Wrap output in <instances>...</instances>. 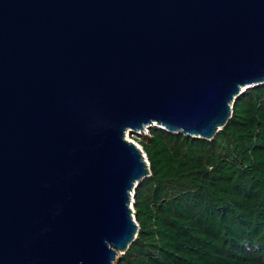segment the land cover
<instances>
[{
  "label": "water",
  "instance_id": "1",
  "mask_svg": "<svg viewBox=\"0 0 264 264\" xmlns=\"http://www.w3.org/2000/svg\"><path fill=\"white\" fill-rule=\"evenodd\" d=\"M262 85L264 0H0V264H114L150 174L127 134L212 140Z\"/></svg>",
  "mask_w": 264,
  "mask_h": 264
},
{
  "label": "trees",
  "instance_id": "2",
  "mask_svg": "<svg viewBox=\"0 0 264 264\" xmlns=\"http://www.w3.org/2000/svg\"><path fill=\"white\" fill-rule=\"evenodd\" d=\"M138 143L150 174L118 264H264V85L236 100L212 140L154 126Z\"/></svg>",
  "mask_w": 264,
  "mask_h": 264
},
{
  "label": "built area",
  "instance_id": "3",
  "mask_svg": "<svg viewBox=\"0 0 264 264\" xmlns=\"http://www.w3.org/2000/svg\"><path fill=\"white\" fill-rule=\"evenodd\" d=\"M148 128H145V130L144 129H142V130H138V131H133V132H131V133H137V134H139V135H143V133H147L148 132V130H147ZM140 131H143V133L141 132L140 133ZM139 132V133H138ZM149 133V132H148ZM128 136H129V134H127V138H128ZM128 140L130 141V142H133V143H135L136 145H138L141 149H142V146L135 140V139H133V138H128ZM142 151H143V149H142ZM143 153H145L144 151H143ZM146 154V153H145ZM144 154V155H145ZM145 159H146V161H147V163H148V158H147V155H145ZM134 214H135V210H134Z\"/></svg>",
  "mask_w": 264,
  "mask_h": 264
},
{
  "label": "rangeland",
  "instance_id": "4",
  "mask_svg": "<svg viewBox=\"0 0 264 264\" xmlns=\"http://www.w3.org/2000/svg\"><path fill=\"white\" fill-rule=\"evenodd\" d=\"M144 130H145V129H144ZM147 130H148V132H149V131H150V128H148ZM141 132L143 133V131H140V133H141ZM148 132H147V133L145 132V133H143V134L148 135V134H149ZM138 133H139V132H138ZM139 136H141V135H139V134H137V133H129V137L135 139L137 142H138V137H139ZM121 255H122L121 253L118 254V256H117L116 261L114 262V264H118V261H119Z\"/></svg>",
  "mask_w": 264,
  "mask_h": 264
},
{
  "label": "bare ground",
  "instance_id": "5",
  "mask_svg": "<svg viewBox=\"0 0 264 264\" xmlns=\"http://www.w3.org/2000/svg\"><path fill=\"white\" fill-rule=\"evenodd\" d=\"M128 138H129V136H128Z\"/></svg>",
  "mask_w": 264,
  "mask_h": 264
}]
</instances>
